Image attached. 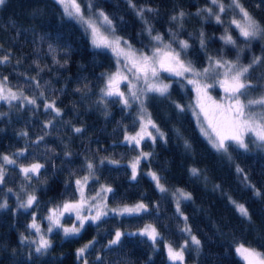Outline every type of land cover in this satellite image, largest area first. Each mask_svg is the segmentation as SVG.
Here are the masks:
<instances>
[{
  "label": "trees",
  "instance_id": "1",
  "mask_svg": "<svg viewBox=\"0 0 264 264\" xmlns=\"http://www.w3.org/2000/svg\"><path fill=\"white\" fill-rule=\"evenodd\" d=\"M135 2L159 10L158 15H146H149L155 32L163 34L166 41L169 29L177 32L180 39L189 41L192 47L186 59L197 68L205 65L208 55L215 57L219 54L235 60L238 50L243 49L240 52L242 64H247L254 55H264V41H253L246 46L233 27L230 31L237 38L238 45L236 48L225 45L219 37L224 34L233 14L227 13L224 25L216 24L214 19L204 20L196 16L195 13L204 8L208 0ZM242 2L257 20L264 23L261 0ZM98 3L115 17L117 34L134 48L151 42L126 0H98ZM180 10L187 14L182 28L171 21V16ZM201 31L206 37V51L200 47ZM49 44L55 53H50ZM0 45L3 46L0 51L12 53V63L0 65V75L9 77L13 89L21 87L26 95H31L33 87H29L20 74L36 76L42 88L35 91H44L48 98L56 99L64 113L57 118L55 127L45 130L42 125L51 117L42 108L33 113L0 102V114H4L0 116V153L11 155L27 148L28 155L21 157V162L38 161L45 165L41 178L33 177L31 184L24 180L18 168L10 166L5 184L0 186V202L6 198L9 204L7 210H0V264H33L27 260L28 246L20 244L21 234L29 235L32 213L36 215L37 223L42 224L48 209L77 196L74 181L87 175L88 160L95 164L98 179H89L86 195L93 194L105 184L114 190L108 194L109 207L144 202L150 211L139 216L110 214L99 228L88 224L80 236L71 239L54 231L49 237L52 242L49 253L34 259V264H80L76 250L94 238L97 242L95 248L90 249L86 257L89 264H172L167 258L165 243L179 248L186 240L180 230L184 220L174 207L172 193L176 189L192 195L190 201H181L180 208L188 217L192 234L201 241L199 251L189 244L184 264H243L234 252V246L239 243L264 252V195L257 197L246 186L251 183L264 194V150L250 143L248 152L233 149L231 160L216 152L196 127L190 113L192 97L186 86L172 80L169 98L149 94L147 111L165 133L167 142L159 137L155 144L149 140L142 142L143 151L151 152L152 156L141 162L137 179L132 180L128 164L139 150L124 143V136L133 134L138 128L136 111L124 109L118 103H109L105 109L97 103L104 85L101 74L115 69L113 56L108 51L93 49L83 28L63 17L55 0H6L5 5L0 6ZM53 56L64 66L54 63ZM37 65L44 69L38 76ZM262 75L264 68L253 72V82H263L258 80ZM85 83L87 90L77 92V88L84 89ZM174 102L183 105L185 111L178 112ZM74 127H81L84 131L77 134L72 130ZM24 131L28 132L27 137L20 135ZM45 131L49 134L39 145L32 143ZM186 141L191 145L188 149L185 148ZM105 157L120 163L118 166L107 162L101 165L100 160ZM237 165L244 169L243 173L236 172ZM192 168L198 169L200 175L193 176ZM148 172H156L161 177V182L168 188L167 193L158 191L146 175ZM244 175H247V181ZM8 188H12L13 193H9ZM33 190L38 205L27 212L18 208L17 196L23 199ZM230 197L245 205L250 220L238 213L230 203ZM149 223L156 226L163 238L156 249L146 238L128 235L122 238L120 245L106 247L110 234L116 230L135 233ZM97 256H101L102 261H97Z\"/></svg>",
  "mask_w": 264,
  "mask_h": 264
},
{
  "label": "snow or ice",
  "instance_id": "2",
  "mask_svg": "<svg viewBox=\"0 0 264 264\" xmlns=\"http://www.w3.org/2000/svg\"><path fill=\"white\" fill-rule=\"evenodd\" d=\"M5 3L6 0H0V6H4ZM55 3L60 5L63 17L74 21L83 28L85 34L90 38L93 49L101 52L111 51L116 57L118 65L116 70L108 74H101L104 85L100 89V98L97 103L103 105L105 109L109 103L121 104L124 109H131L133 103L138 106L139 112L136 118L139 122L138 130L133 134H125L124 136V143L131 146L133 150H139L138 154L128 164L131 169L132 180L137 179L141 162L152 156L151 152L143 151L142 142L149 140L155 144L157 137L164 140L165 143L167 142L165 133L152 119L146 106V101L150 98L149 94L165 99L170 97L172 83H165L161 73L179 78L176 82L181 83L182 87L184 81L193 86L196 94V103L192 107L193 115L196 117L201 134L216 152L231 160L233 149L248 152L250 143H254L257 148L264 150V83H254L252 79L253 72L259 68H264V55H254L247 64L240 62V52L243 49L238 50L235 60L226 59L219 54L215 57L208 55V66L198 69L191 60L186 59L188 50L192 47L188 40L180 39L179 34L171 29H169V39L167 41L163 34L155 32L149 15L146 14L158 15L159 10L157 8L138 5L135 0H126L127 6L142 22L143 31L147 33L152 42L150 50L145 52L135 49L127 39L117 34L115 17L105 12L98 0H55ZM261 3L264 4V0H261ZM259 6L257 5V7ZM229 11L233 16L225 26L224 34L219 37L225 45H230L233 48L238 45L237 38L231 34L230 29L232 27L238 31L239 37L243 38L246 46H250L253 41H264V23L257 20L242 0H227V2L226 0H208V4L199 9L195 15L201 16L204 20L214 19L216 24L224 25ZM186 15L183 10H180L171 16V21L182 28ZM199 42L201 49L206 51V37L203 31L199 33ZM2 48L3 46L0 45V50ZM49 50L50 53H55V49L51 44H49ZM12 59L11 51H0V65L11 64ZM53 61L60 64L55 56H53ZM16 64L19 65L20 61L17 60ZM60 66L63 67L64 65L60 64ZM37 67L39 69L38 76L39 72L44 71V69L39 68V65ZM20 75L23 76L29 87H33V93L26 95L21 87L14 90L10 85L9 77L0 75V102H6L9 106H14L17 109H28L33 113L42 108L43 112L51 117L43 123V129L55 127L57 118L62 117L64 114L63 110L57 105L56 99L48 98L44 91H35L42 88L36 76H29L24 73ZM258 80L264 81V75L259 77ZM122 83L127 86L126 92L121 90ZM216 87L222 89L224 93L219 100L214 99L210 92L211 89ZM87 88L88 85L85 83L84 89L77 88L76 91H86ZM257 91L260 92V95L253 96L252 93ZM175 108L178 112L185 111V107L180 103H175ZM2 115L4 114H0V116ZM72 130L77 134L84 131L81 127H74ZM48 134L45 131L43 135L32 140V143L39 145ZM20 135L27 137L28 132H21ZM190 147L191 145L186 141L185 148ZM27 155V148L19 149L11 155L0 153V186L5 184L10 166L12 169L18 168L19 173L29 184H31L33 177L41 178L43 175L42 169L45 165L38 161L24 164L20 161V158ZM65 155L70 156L71 153H65ZM105 162L116 166L120 163L118 160L107 157L100 160L101 165ZM95 167V164L88 160L86 162L87 175L75 179L74 184L78 197L74 195L72 199L64 200L55 207L48 209L46 233L41 225L37 223L34 212L32 213V221L28 225L29 235L21 234L20 237V244L27 245L29 248L27 260L33 261L34 264V259L49 253L52 242L48 235L54 231L62 232L65 239H71L80 236L88 224L96 225L99 228L102 222H106L105 218L110 213L115 216H139L150 211L149 205L144 202L132 206L124 205L123 207L109 208L107 204L108 194L114 191L109 185L102 184L100 190L94 195H86L85 190L89 179H98L95 175ZM190 171L193 176L200 175L199 170L196 168H192ZM236 172L241 174L244 169L237 165ZM146 175L155 183V187L160 193L168 192V188L161 182V177L156 172H148ZM244 180H248L247 175H244ZM246 186L252 189L255 196L261 197L264 195L255 185L247 183ZM7 191L13 193L12 188H8ZM21 191H24V188ZM172 195L175 198L176 213L178 216L183 217L185 222L184 227L180 230L190 237V241L188 239L184 240L179 248L174 247L171 243H165L164 247L167 258L172 264H184L185 250L189 248V244L194 245L195 250L199 251L201 241L192 234L191 227L187 224L188 217L183 215L180 208L181 201L192 199L191 193L176 189ZM17 200L19 201L18 208L26 212L38 205L34 190L26 194V199L17 196ZM229 201L242 217L251 219L244 204L232 200L231 197ZM8 208L9 204L5 198L0 202V210H7ZM66 215L74 218L75 222H72L70 226H65L62 223ZM32 234L37 239H31L30 235ZM125 235L144 237L151 241L154 249L163 239L156 226L149 223L135 233H123L116 230L110 234L106 247L112 248L120 245ZM96 243L94 238L76 250V258L80 264H89L86 257L89 250L95 248ZM235 252L244 260L245 264H264V252L243 243L236 245ZM13 254H15V250ZM96 260L102 261V257L97 256Z\"/></svg>",
  "mask_w": 264,
  "mask_h": 264
},
{
  "label": "rangeland",
  "instance_id": "3",
  "mask_svg": "<svg viewBox=\"0 0 264 264\" xmlns=\"http://www.w3.org/2000/svg\"><path fill=\"white\" fill-rule=\"evenodd\" d=\"M234 28V27H233ZM234 30H235V32L239 35V33H238V31L234 28ZM151 43L152 42H150L149 44H145V46L144 47H141V48H135V49H137V50H141V51H145V52H147V51H149L150 50V45H151ZM112 56H113V58H114V60H115V69H114V71L116 70V68L118 67V65H117V61H116V57L113 55V53L111 52V51H108ZM206 66H208V61H206V63H205V65L203 66V67H206ZM203 67H201V68H203ZM201 68H198V69H201ZM113 71V72H114ZM129 75H130V73H129ZM161 77L162 78H164V82L165 83H171V81L172 80H178L179 78H177V77H172V76H169L167 73H161ZM261 83H264V81L263 82H261ZM184 86H186V88H188V90H189V92H190V94H191V107H190V113H191V115H192V117H193V119H194V121H195V124H196V127H197V129H198V131L200 132V130H199V127H198V125H197V121H196V117L193 115V112H192V107H194L195 106V103H196V94H195V91H194V89H193V86L192 85H188L187 83H186V81H184ZM121 90H123V91H127V86H126V84H124V83H122L121 84ZM141 87H142V85H141ZM210 92H211V95L213 96V98L214 99H216V100H219L221 97H223V95H224V93H223V90L222 89H220L219 87H216V88H214V89H211L210 90ZM253 96H258V95H260V92L259 91H257V92H255V94H252ZM131 109H134L135 111H136V114H137V116H138V112H139V110H138V106L135 104V103H133V106H132V108ZM138 127H139V122H138ZM137 130H138V128H137ZM136 130V131H137ZM201 133V132H200ZM249 139H251V138H249ZM100 189H98L97 191H95L93 194H91V195H94L96 192H98ZM175 192V191H174ZM77 197H78V193H77ZM174 198V197H173ZM23 199H26V196L23 198ZM109 207V206H108ZM174 207H175V209H176V203H175V198H174ZM109 208H118V207H109ZM111 214V213H110ZM109 214V215H110ZM183 218V217H182ZM72 222H75L74 221V218L73 217H69V216H65L64 218H63V220H62V223L65 225V226H70V224L72 223ZM31 223V222H30ZM29 223V224H30ZM41 225V228L44 230V232L46 233V230H47V225H48V221H47V219L45 218L44 219V221L42 222V224H40ZM184 225H185V222H184V224L182 225V228L184 227ZM57 232H60V231H57ZM61 234H62V232H60ZM185 234V233H184ZM50 235L51 234H49L48 235V238L50 237ZM63 235V234H62ZM185 237H186V239H188L189 241H190V237H188L186 234H185ZM31 239H37V237L34 235V234H32V236H31ZM235 247L236 246H234V252H235ZM235 254L237 255V253L235 252ZM237 257L242 261V263L243 264H245V262H244V260L239 256V255H237Z\"/></svg>",
  "mask_w": 264,
  "mask_h": 264
}]
</instances>
